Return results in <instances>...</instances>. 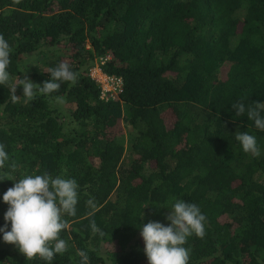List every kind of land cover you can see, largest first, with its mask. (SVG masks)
Listing matches in <instances>:
<instances>
[{
	"label": "trees",
	"instance_id": "obj_1",
	"mask_svg": "<svg viewBox=\"0 0 264 264\" xmlns=\"http://www.w3.org/2000/svg\"><path fill=\"white\" fill-rule=\"evenodd\" d=\"M0 34L14 81L42 86L62 62L77 73L27 104L0 88L9 154L0 174L80 186L61 233L68 251L53 264H79L77 250L89 264H148L136 227L166 224L163 207L177 199L207 218L204 237L185 245L189 264H264V131L231 106L264 102V0H0ZM96 66L121 81L116 97L101 99ZM237 131L256 136L258 157L243 152ZM13 183L0 182V198ZM7 207L0 199V227ZM0 264L46 262L0 238Z\"/></svg>",
	"mask_w": 264,
	"mask_h": 264
},
{
	"label": "clouds",
	"instance_id": "obj_2",
	"mask_svg": "<svg viewBox=\"0 0 264 264\" xmlns=\"http://www.w3.org/2000/svg\"><path fill=\"white\" fill-rule=\"evenodd\" d=\"M11 47L8 40L0 34V88L8 87L13 102L23 99L30 103L37 93L51 95L59 91L61 82H75L77 73L67 63H59L48 69L50 78L42 86L29 79L14 81L9 72ZM22 88V96L16 95ZM63 103L60 97L54 98ZM235 115H247L256 129L264 131V102L246 105L238 102L231 105ZM243 152L258 157L261 154L257 138L249 132L239 131L234 135ZM9 161L5 146L0 144V169ZM15 172V166H12ZM17 176L20 177L16 182ZM13 181L12 187L2 195V202L8 205L4 213V225L0 227V238L14 245L27 260L39 257L46 264H53L58 255L68 251V242L61 237L69 228V217L77 215L79 184L75 178L48 173L12 175L0 174V182ZM87 204L95 209L94 200ZM147 207V206H146ZM145 207V208H146ZM144 208V209H145ZM165 217L167 223L149 221L136 227L144 242V254L148 264H189L190 249L185 247L189 237L205 235L206 216L195 203L175 200ZM143 209V210H144ZM144 218V212L140 219ZM10 225V228H9ZM92 231L98 232L95 224ZM102 234V233H101ZM79 264H89L90 258L85 250H77Z\"/></svg>",
	"mask_w": 264,
	"mask_h": 264
},
{
	"label": "built area",
	"instance_id": "obj_3",
	"mask_svg": "<svg viewBox=\"0 0 264 264\" xmlns=\"http://www.w3.org/2000/svg\"><path fill=\"white\" fill-rule=\"evenodd\" d=\"M108 59V57H106ZM104 61H102L103 63ZM90 77L99 84L101 88V99H108L109 97H116L121 88V81L119 79L109 78L102 74L99 66L90 69Z\"/></svg>",
	"mask_w": 264,
	"mask_h": 264
},
{
	"label": "rangeland",
	"instance_id": "obj_4",
	"mask_svg": "<svg viewBox=\"0 0 264 264\" xmlns=\"http://www.w3.org/2000/svg\"><path fill=\"white\" fill-rule=\"evenodd\" d=\"M33 61H34L33 58H30L29 60H27V64H28V66L31 67ZM63 109H64V108H63ZM64 110H65V109H64ZM166 122H167V124H168V127H170V125H171V118H170V116H167V117H166ZM116 130H117L118 132H121V134H122V136L124 137L125 140H126V138H127L128 133L131 131L130 127L125 126L123 123L120 124V125L117 127ZM126 155H127V153H126ZM127 156H128V155H127Z\"/></svg>",
	"mask_w": 264,
	"mask_h": 264
}]
</instances>
